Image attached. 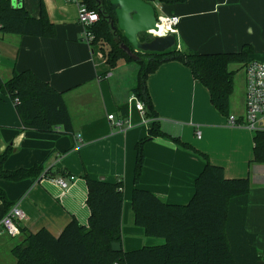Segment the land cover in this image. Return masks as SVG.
I'll list each match as a JSON object with an SVG mask.
<instances>
[{"label": "crops", "instance_id": "1", "mask_svg": "<svg viewBox=\"0 0 264 264\" xmlns=\"http://www.w3.org/2000/svg\"><path fill=\"white\" fill-rule=\"evenodd\" d=\"M22 1L28 13L38 18V0ZM63 1L44 0L47 16L55 25L54 38L0 35V78L5 81L13 72L30 70L63 92L73 134H64L60 128L49 134L23 130L14 104L0 90V154L8 147L12 150L4 168H30L48 157L44 172L34 181L0 180V188L12 206L22 210L21 229L32 233L46 229L58 236L72 219L87 224L85 176L121 182L122 240L114 243V248L130 251L162 244L160 239L146 238L143 230L134 226L132 190L150 191L167 204H186L204 160L191 150L156 137L144 145L143 170L138 183L133 184L134 146L147 137L153 120L127 105L137 72L127 78L129 63L119 60L111 69L99 45L90 47L82 42L77 17L67 11L70 6L66 2L72 1ZM155 5L162 15L179 17L175 38L181 52H236L245 45L251 48L249 60L264 63V0H184ZM230 66L235 74L226 115L212 105L207 88L180 61L165 62L149 74L147 91L163 132L204 153L211 164L224 168L227 177H248L245 230L255 236L257 251L264 253V164L250 163L254 132L228 125L229 117L242 120L245 114L244 68ZM122 107H126L124 115ZM109 114L128 120L130 126H113L107 119ZM196 131L200 138H196ZM57 178L67 182L66 188L56 183ZM4 214L0 201V221ZM21 239L22 234L8 236L0 226L1 252L12 256V247ZM2 261L0 255V264Z\"/></svg>", "mask_w": 264, "mask_h": 264}, {"label": "trees", "instance_id": "2", "mask_svg": "<svg viewBox=\"0 0 264 264\" xmlns=\"http://www.w3.org/2000/svg\"><path fill=\"white\" fill-rule=\"evenodd\" d=\"M144 1L169 5L184 0ZM81 3L98 13V21L90 27L94 35L92 45H98L100 40L109 45L107 53L100 47L106 64L111 69L119 60L137 65L132 94L144 104L147 117L153 119L147 137L134 146L133 184L138 183L143 170L144 145L156 137L193 151L205 165L195 179L192 197L183 205L164 203L150 191L133 188L130 206L134 226L141 228L146 237L162 239V244L130 251L114 248L113 244L122 240V183L85 176L87 224L72 219L58 236L46 229L32 233L20 228L22 239L10 251L14 264H264V253L257 251L255 236L245 230L250 190L248 177H227L224 168L211 164L204 153L163 132L146 85L148 75L161 64L180 61L190 68L194 79L207 88L212 105L226 115L235 74L229 66L237 64L245 68L251 48L244 45L236 52L199 54L181 52L175 43L162 53L128 55L121 43L129 44L121 31L114 32L108 21L110 18L116 21L110 0H81ZM38 9L39 17L35 18L28 13L23 1L20 7L14 8L10 0H0V35L54 38L55 25L47 16L44 0H38ZM140 41L146 42L141 38ZM0 90L14 104L23 130L49 134L60 128L64 134H73L63 92L55 90L32 71L13 72L5 81L0 78ZM120 112L126 114V107L120 108ZM11 151L8 147L0 154V180L34 181L44 172L48 157L30 168L6 170L4 162ZM250 163L264 164V130L254 132ZM0 201L7 212L12 204L1 188Z\"/></svg>", "mask_w": 264, "mask_h": 264}, {"label": "built area", "instance_id": "3", "mask_svg": "<svg viewBox=\"0 0 264 264\" xmlns=\"http://www.w3.org/2000/svg\"><path fill=\"white\" fill-rule=\"evenodd\" d=\"M77 5V20L82 28L81 41L88 46L93 47L92 42L94 35L90 27L99 19L98 13L89 10L81 1L71 0ZM152 4V3H151ZM156 9L155 3L152 4ZM179 17L171 15L156 14L157 30H150V36H167L175 37L177 34V26ZM176 40V38H175ZM245 73V114L242 120H236L233 117L228 118V125L245 128L250 131L264 130V63L256 60H249L244 68ZM128 107L133 108L141 115H145L144 104L134 95L130 96L127 103ZM107 119L117 128H122L124 125L130 126L128 120L116 118L114 114H109ZM196 138H200V132L196 131ZM70 180L74 176L69 177ZM56 183L61 188H66L67 182L62 178H57ZM24 214L18 206L10 207L0 221V226L3 231L11 237H16L20 234V222L23 220Z\"/></svg>", "mask_w": 264, "mask_h": 264}, {"label": "water", "instance_id": "4", "mask_svg": "<svg viewBox=\"0 0 264 264\" xmlns=\"http://www.w3.org/2000/svg\"><path fill=\"white\" fill-rule=\"evenodd\" d=\"M14 8L22 5V0H10ZM117 22V28L129 46L121 44L128 55L140 52L162 53L175 45L172 35L150 36L146 42L140 41L139 35L156 28V11L151 3L144 0H110ZM113 21H110L112 24ZM99 180H103L102 177Z\"/></svg>", "mask_w": 264, "mask_h": 264}, {"label": "rangeland", "instance_id": "5", "mask_svg": "<svg viewBox=\"0 0 264 264\" xmlns=\"http://www.w3.org/2000/svg\"><path fill=\"white\" fill-rule=\"evenodd\" d=\"M63 4H65V0L63 1ZM66 5L70 6L67 9L68 14L71 15V16H76L77 17V7H76L77 5H76V3H74V2L67 3L66 2ZM155 11H156L157 15H162V11H161V9H160V7L158 5L156 6ZM108 21H109V23H110V21H113V23L110 24V25H111L112 29L114 30V32H115L116 29L118 30L116 21L114 19L110 18V19H108ZM121 35H123L122 32H121ZM140 38L143 41H147L149 39V34L143 33V34L140 35ZM121 44H124V43H121ZM98 45L103 49L104 52L107 53L109 51V45L105 41H103V40L98 41ZM124 45H126V44H124ZM234 67L238 68L239 65L231 64L230 68L234 69ZM134 70H135V73H136L137 70H138L137 69V65L135 63H133V62L129 63V65L127 67L126 77L130 78L132 76V74H134L133 73ZM146 238H153V237H146ZM153 239H157V238H153ZM17 240L18 239H15V241H17ZM160 240H162V239H160ZM162 242H163V240H162ZM0 255H1L2 259H3V261H2L3 264H8L10 262V260L11 261L14 260L12 258V256L8 255V253H5L4 251L1 252V250H0Z\"/></svg>", "mask_w": 264, "mask_h": 264}]
</instances>
